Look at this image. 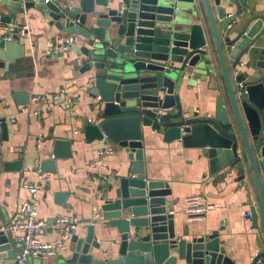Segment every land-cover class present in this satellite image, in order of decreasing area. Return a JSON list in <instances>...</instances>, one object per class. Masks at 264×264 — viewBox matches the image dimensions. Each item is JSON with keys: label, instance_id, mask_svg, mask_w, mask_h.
<instances>
[{"label": "water", "instance_id": "95a60500", "mask_svg": "<svg viewBox=\"0 0 264 264\" xmlns=\"http://www.w3.org/2000/svg\"><path fill=\"white\" fill-rule=\"evenodd\" d=\"M257 3L0 0V73L24 56L19 40L28 33L17 35L24 19H33L42 35L53 30L72 37L68 51L78 66L79 89L89 98L81 103L91 113L81 120L82 136L89 145H115L125 154L111 177L102 174L105 166L97 167L96 178L103 182L93 190L96 214L84 230L71 233L67 253L32 264H236L227 255L222 226L191 239L187 233L176 236L165 199L169 184L145 175L146 133L177 156L189 152L210 176L233 170L240 183L247 179L253 184L264 239V16L255 13ZM201 10L212 44L199 20ZM216 65L228 107L221 96L196 98L203 86L217 88ZM11 98L26 105L30 97L12 93ZM7 111L0 99V176L23 171L21 157L9 161L2 150L10 132ZM71 156L70 141L55 139L47 159L32 172L55 173L56 160ZM66 194L56 193V203L62 204ZM246 214L257 229L255 208ZM7 224L0 212V264L16 259L23 249L21 241L1 231ZM247 264H264V245Z\"/></svg>", "mask_w": 264, "mask_h": 264}, {"label": "crops", "instance_id": "0c3cea01", "mask_svg": "<svg viewBox=\"0 0 264 264\" xmlns=\"http://www.w3.org/2000/svg\"><path fill=\"white\" fill-rule=\"evenodd\" d=\"M258 2L259 5L254 8L255 13L264 16V0ZM199 20L212 44L203 10L200 11ZM21 25H28L29 28L27 37L19 40L24 48V56L10 64L7 72L0 73V99L8 106L5 116L10 129L9 139L3 143L2 150L8 153L9 161L21 157L23 171L0 176V212L6 222L17 219L22 203L29 197L23 184L37 183L40 186L36 197L39 218L47 224L63 216L76 218L78 224L75 229L80 232L94 218L96 195L93 190L103 182L93 179L96 177L97 167L100 164L105 166L107 169L102 170V174L111 177L125 160V154L115 145H89L85 142L81 133V120L84 116L91 118V113L81 103L89 101V98L83 89H79L80 75L77 72L78 66L72 63L73 52L47 55L48 43L56 32L50 30L42 35L36 22L29 17L21 21ZM215 74L217 88L208 89L203 86L196 98L199 96L203 99L209 95L214 100L216 96H221L228 107L226 86L217 65ZM12 93L28 94L29 103L16 105L11 98ZM57 95L58 98H55ZM77 97H80V101H77ZM33 98H43L40 116L29 112ZM69 101L74 102L72 108H65L63 104ZM191 101L196 102L194 97ZM39 137L41 145L38 149L36 141ZM55 139L70 141L72 156L56 160L55 173H43L46 180L40 182L33 174V168L47 159ZM142 144L146 178L169 184L171 194L165 199L168 210L174 217L176 236L185 238L187 233L186 238L191 239L211 234L222 226L224 231L220 235L228 248L227 255L236 264H247L257 247L264 245L256 187L247 179L240 183L233 170L228 175L210 176L207 168L196 164L189 152L177 156V151L166 149L154 134L146 133ZM102 150H111L112 155L100 158L98 152ZM56 193H67L60 205L55 201ZM191 195H199L201 202L213 206V209L206 213L203 220L188 223L184 214V201ZM252 208L257 212V229H253L251 220L244 216ZM38 237L44 242L56 240L50 227L42 230ZM61 253L65 255L67 250L56 255ZM52 258L41 255L31 257L27 262L32 264L40 259ZM15 261L16 259H6L2 262L15 264Z\"/></svg>", "mask_w": 264, "mask_h": 264}, {"label": "built area", "instance_id": "2783aa9c", "mask_svg": "<svg viewBox=\"0 0 264 264\" xmlns=\"http://www.w3.org/2000/svg\"><path fill=\"white\" fill-rule=\"evenodd\" d=\"M23 1V0H20ZM10 31L13 28L9 29ZM28 25H22L17 29V35L23 37L28 33ZM7 41H11V36L5 38ZM73 44L72 37H63L55 35L48 43L47 55L55 56L60 53L68 51L69 47ZM58 98L57 96H54ZM43 104V98H33L31 108L29 112L36 116H40L41 107ZM71 101L64 103L65 108L71 106ZM41 145V137L36 141V147L39 149ZM111 150H102L98 152L100 158L111 155ZM98 169H103V166H98ZM38 181L43 182L46 180L45 175L39 170L33 172ZM93 179H97L93 177ZM23 188L27 190L29 197L22 203L18 217L12 222H8L7 225L1 227V231L11 234L16 240L23 243V249L17 254L15 264H27L28 256L35 257L46 255L48 257H54L58 252L66 249L67 244L71 238V233L75 230L78 220L73 217H59L51 225V230L56 235L54 242H44L38 237L42 230L48 228V224L39 218L38 208L36 204L37 193L40 186L37 183L23 184ZM213 209V206L204 205L201 202L199 195H191L185 198L184 201V214L188 223L198 222L204 219L206 213ZM94 214L96 208H93ZM247 215L246 213L244 216Z\"/></svg>", "mask_w": 264, "mask_h": 264}, {"label": "rangeland", "instance_id": "374dc122", "mask_svg": "<svg viewBox=\"0 0 264 264\" xmlns=\"http://www.w3.org/2000/svg\"><path fill=\"white\" fill-rule=\"evenodd\" d=\"M31 259V256H28L27 260L29 261Z\"/></svg>", "mask_w": 264, "mask_h": 264}]
</instances>
